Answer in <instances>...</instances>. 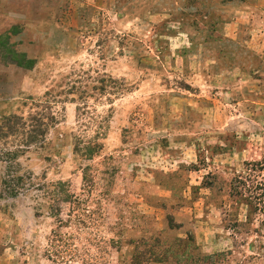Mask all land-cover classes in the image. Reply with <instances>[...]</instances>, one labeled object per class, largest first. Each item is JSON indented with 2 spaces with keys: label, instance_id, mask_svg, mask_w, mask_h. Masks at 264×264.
<instances>
[{
  "label": "rangeland",
  "instance_id": "rangeland-1",
  "mask_svg": "<svg viewBox=\"0 0 264 264\" xmlns=\"http://www.w3.org/2000/svg\"><path fill=\"white\" fill-rule=\"evenodd\" d=\"M0 264H264V0H0Z\"/></svg>",
  "mask_w": 264,
  "mask_h": 264
}]
</instances>
